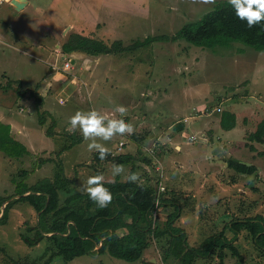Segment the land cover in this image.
<instances>
[{
    "label": "rangeland",
    "instance_id": "rangeland-1",
    "mask_svg": "<svg viewBox=\"0 0 264 264\" xmlns=\"http://www.w3.org/2000/svg\"><path fill=\"white\" fill-rule=\"evenodd\" d=\"M12 1L0 0V36L6 38L0 42V121L10 120L19 126L14 137L24 142L31 154L13 159L0 152V196L13 197L9 202L17 198L14 180H21V170L31 172L26 179L30 185L57 177L53 158L59 159L57 153L74 140L72 136H82L79 130L68 131L69 117L77 111L95 109L109 118L131 123L134 134L140 137L146 134L142 147L133 139L134 134L116 136L106 146L115 155H136L141 184L155 185L160 180L157 168H161L168 189L166 197L183 209L174 228H185L189 246L198 247L210 235L220 233L236 216L264 215V145L252 143L249 138L264 118L261 51L241 42L208 49L185 39L157 42L136 53L99 57L68 55L62 49L75 33L108 44L122 40L125 46L149 36H173L225 0H215L214 4L202 0H24L28 3L21 10ZM66 61L70 65L64 67ZM37 87L44 106L29 92L20 95ZM116 105L125 106L127 115L115 113ZM218 108L222 113L216 112ZM45 111L58 123L56 136H47L52 117H47L44 125L40 123L39 115ZM227 113L236 115L237 124L232 130L221 126L222 116ZM184 117L191 118L183 122ZM180 123L186 128L178 135L176 127ZM205 128L214 131L207 136L209 143L203 135ZM154 132L157 138H151ZM172 134L183 142L182 154L167 141ZM192 137L199 139H187ZM121 143L125 145L120 149ZM160 151H165L164 159ZM94 153L87 151L83 140L62 154L64 177L70 182L59 186L61 205L69 196L82 193L81 184L98 170L99 165L93 163ZM148 157L153 160L152 166L144 160ZM223 158L256 165L259 179L239 176L236 183L232 182L235 173L227 164L221 167ZM183 162L186 173L164 170L167 163L179 170ZM101 165L105 182H114L118 177L124 181L121 176L112 177L111 163ZM124 167L126 174L131 172V167ZM168 211L160 208L156 214L163 227ZM39 217L23 201L10 208L8 220L0 224V264H44L49 259L46 241L29 247L22 239L30 228L37 227ZM49 219L53 222V215ZM118 233L124 235L127 230ZM235 244L244 261L226 250L225 264H264L252 240L243 236ZM166 245V240H154L137 262L109 254H89L68 264H179L173 257L166 258ZM218 263L200 258L196 264ZM51 264L65 263L58 258Z\"/></svg>",
    "mask_w": 264,
    "mask_h": 264
},
{
    "label": "trees",
    "instance_id": "trees-1",
    "mask_svg": "<svg viewBox=\"0 0 264 264\" xmlns=\"http://www.w3.org/2000/svg\"><path fill=\"white\" fill-rule=\"evenodd\" d=\"M178 39H185L194 46L208 49L218 46L230 47L233 43L241 42L257 51L264 52V22L248 28L246 21L239 20L233 7L228 0H225L218 2L199 21L186 24L173 36L162 34L149 36L125 46L122 40L108 44L102 40L75 33L69 36L62 49L63 53L68 55L82 53L91 57H99L136 53L154 43ZM28 92L37 99L40 106H44L43 97L37 93L38 87L31 91H21L20 95L24 96ZM39 116L41 125H44L46 118L52 117V114L45 111ZM222 118L221 126L224 129L232 130L237 124L236 115L233 113H227ZM52 122V127L47 131L49 137L59 133L58 123L53 117ZM182 127L183 125L179 124L176 131L183 132ZM72 137L74 140L57 153L59 159L53 158L57 168V177L45 178L30 185L26 179L31 172L21 170L19 172L21 180H14L16 184L14 197L17 198L9 202L13 197L0 196V215H2L3 206L9 202L0 218V224L8 220V212L17 202L23 201L30 204L40 214L37 227L30 228V233L22 235V239L29 247L47 242L45 254H50V257L44 264H51L58 258L68 264L89 254H109L117 259L137 262L143 258L154 240L162 239L168 244L166 245V258L173 257L180 261L179 264H196L200 258L225 264L228 256L226 250L243 262L244 257L235 244L243 236L252 240L256 251L264 258V215L244 218L236 216L225 225L220 233L210 235L198 247L189 246L185 230L181 227L174 228L183 209L181 204L166 197L168 189L163 184L164 177L160 175V170H157L160 180L158 179L155 185L149 182L144 184L139 181L137 183L126 182L120 177L114 182H104L105 187L113 194V201L107 208H98L84 193L69 196L65 204L61 205L59 186L70 182V179L64 177V158L61 156L65 151L71 150L84 140L82 136ZM249 138L252 143L264 145V118L256 131L250 133ZM133 139L138 142V147H142L146 134L143 137L134 134ZM124 145L125 143L120 149L124 148ZM249 147L251 150L255 149L253 145ZM0 152L13 159H20L31 154L28 146L13 136L12 126L3 122H0ZM111 153L105 161L99 160L98 154L94 153L93 163L99 165V168L93 175L101 174V163L106 162L129 166L132 168L131 172H136L138 159L135 154L115 155ZM48 160L51 161V159ZM144 160L148 166L153 165L151 158ZM226 164L228 169L236 175L233 176L232 182L234 183L239 176L257 179L260 177L259 168L254 164H244L235 158H228ZM161 187L165 188L162 192H160ZM160 208L165 211L169 210L164 227L157 222L160 217L156 214ZM51 215L54 217L53 222L49 219ZM122 229H126L127 233L120 235L118 231ZM229 234L233 235L232 238Z\"/></svg>",
    "mask_w": 264,
    "mask_h": 264
},
{
    "label": "clouds",
    "instance_id": "clouds-1",
    "mask_svg": "<svg viewBox=\"0 0 264 264\" xmlns=\"http://www.w3.org/2000/svg\"><path fill=\"white\" fill-rule=\"evenodd\" d=\"M202 2L214 4L215 0H202ZM228 3L233 7L236 17L241 21H246L248 28H253L264 22V0H228ZM259 55L264 56V52L259 53ZM113 111L123 117L127 115L128 110L123 105H116ZM216 112L222 113V111L218 112L217 109ZM68 124V131L79 130L87 144V151L97 153L98 159L101 161H105L112 154L106 146L107 142L112 141L116 136H131L135 133V127L131 123L124 119L109 118L95 109L75 112L69 117ZM198 138L192 137L190 140L197 141ZM176 150H180L179 145L176 146ZM157 170L161 171V168H157ZM111 175L112 177L121 176L126 182L137 183L140 181L138 173L126 174V169L122 164L113 163ZM104 182L105 176L98 173L89 176L79 188V191L86 194L101 209L107 208L113 201V194L105 187Z\"/></svg>",
    "mask_w": 264,
    "mask_h": 264
},
{
    "label": "crops",
    "instance_id": "crops-1",
    "mask_svg": "<svg viewBox=\"0 0 264 264\" xmlns=\"http://www.w3.org/2000/svg\"><path fill=\"white\" fill-rule=\"evenodd\" d=\"M4 40H6V38H4V37H1L0 36V42H3ZM7 46H9V45H7ZM11 47H14V46H11ZM16 49H17V47H15ZM21 51V50H20ZM34 53V52H33ZM19 81H22V80H19ZM62 81H64V79L62 80ZM60 101V100H59ZM60 104V103H59ZM189 111V110H188ZM190 118L191 117H184V120H183V122H188L189 120H190ZM0 122H3V123H7V124H10L11 126H12V134H13V136H14V132H15V129H18L17 128V126L18 125H15L16 123H14V122H12V121H10V120H6V121H0ZM180 124H182L183 125V130H185V128H186V125H185V123H180ZM216 126V125H215ZM19 127V126H18ZM170 128H172V127H170ZM169 128V129H170ZM203 131V135H205L206 136V138H207V136L208 135H212V134H214V131L213 130H210V129H203L202 130ZM177 133H178V135H180V134H182V132H178V131H176ZM20 133V132H19ZM175 134H172V135H169V137H167V141L169 142V144H171V145H174V147H175V149H176V146L177 145H179L180 146V150L178 151L180 154H182V152H183V142L180 140V138H178V140H177V138H175V136H174ZM153 137H155V138H157V135H156V132H154V133H152V135H151V138H153ZM163 137V136H162ZM17 139V138H16ZM181 139H184V137L182 136L181 137ZM187 139H191V138H187ZM199 139V138H198ZM18 140V139H17ZM156 141H157V139H155ZM207 140H208V143H209V138H207ZM20 141V140H19ZM22 142V141H21ZM24 143V142H23ZM156 143V142H155ZM25 144V143H24ZM26 145V144H25ZM166 145V144H165ZM29 148V147H28ZM226 148V147H225ZM72 150V149H71ZM217 151V153L219 152V149L218 150H216ZM161 152V158L162 159H164L165 157H166V155H165V151H160ZM185 153H188V151L186 150L185 151ZM64 156V155H63ZM155 160H156V158H155ZM226 160H227V158H223L222 159V166L221 167H224L225 165H226ZM183 161V160H182ZM155 163V162H154ZM165 168H166V170L168 171V173L172 170L173 172H171V173H184L185 172V169H186V165L184 164V162H183V164H181V165H179L178 166V168H179V170H177L176 168H174L173 169V166H172V164L171 163H167V165H166V167H164V170H165ZM186 173V172H185ZM260 173V172H259ZM181 228H183L184 230H185V228L184 227H181ZM186 231V230H185ZM187 233V232H186ZM150 262V261H149Z\"/></svg>",
    "mask_w": 264,
    "mask_h": 264
},
{
    "label": "water",
    "instance_id": "water-1",
    "mask_svg": "<svg viewBox=\"0 0 264 264\" xmlns=\"http://www.w3.org/2000/svg\"><path fill=\"white\" fill-rule=\"evenodd\" d=\"M20 2H21V3H20V4L18 3V5H17L15 2L12 1V5L15 6L17 10H21V9H23V8L27 5V3H28V2H26V1H24V0H21Z\"/></svg>",
    "mask_w": 264,
    "mask_h": 264
},
{
    "label": "built area",
    "instance_id": "built-area-1",
    "mask_svg": "<svg viewBox=\"0 0 264 264\" xmlns=\"http://www.w3.org/2000/svg\"><path fill=\"white\" fill-rule=\"evenodd\" d=\"M65 65L69 66V65H70V62L66 61L65 64H64V67H65ZM217 111L220 112V111H222V109L218 108ZM122 145H123V143H121V146H122ZM164 190H165L164 187H161V188H160V192H162V191H164Z\"/></svg>",
    "mask_w": 264,
    "mask_h": 264
},
{
    "label": "bare ground",
    "instance_id": "bare-ground-1",
    "mask_svg": "<svg viewBox=\"0 0 264 264\" xmlns=\"http://www.w3.org/2000/svg\"><path fill=\"white\" fill-rule=\"evenodd\" d=\"M13 1H21V0H13ZM84 56V55H83Z\"/></svg>",
    "mask_w": 264,
    "mask_h": 264
}]
</instances>
